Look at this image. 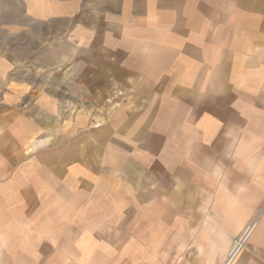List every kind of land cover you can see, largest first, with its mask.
<instances>
[{"label": "crops", "instance_id": "obj_1", "mask_svg": "<svg viewBox=\"0 0 264 264\" xmlns=\"http://www.w3.org/2000/svg\"><path fill=\"white\" fill-rule=\"evenodd\" d=\"M19 1L0 0V28L8 30L0 47V264H142L144 253L152 260L163 250L157 239L145 244L144 236H160L155 228L159 220L172 229L171 190L179 193L178 204L186 205L202 187L190 189L201 181L199 169L213 174V181L223 188L214 173L222 170L219 148L225 136H231L229 142L236 140L237 152L243 151L248 174L260 166L255 176L259 183L264 140L257 136L264 132L247 128V102H227L224 107L215 102L242 89L247 96L255 95L249 104L264 103V57L249 49L258 38L251 28L264 27V0L215 1L220 10H214L213 17L231 11L233 25L212 71L203 66L199 52L183 50L180 41L169 39L180 34L195 45L206 40L217 30L216 24L209 29L201 25L213 11L211 6L199 3L189 9L192 0H136L145 8L139 12L142 20L135 21V0ZM163 13L167 17L161 19ZM22 16L23 25L3 21ZM22 28V35L12 31ZM31 28H37L33 34L38 48L30 47ZM40 48L54 55L48 58V69H58L70 59L63 70L81 82L86 79L88 90L97 84L106 94L107 87L101 85L105 80L126 84L128 76H156L149 86L157 88L161 102H134L132 113L116 110L109 117L90 110L94 107L84 96L85 102L80 96L64 106L60 90L43 89L45 81L29 83L22 77L23 65ZM15 51L24 54L18 58ZM168 58L167 67L161 68V59ZM140 60H160V69L144 72ZM199 72L204 82L196 95L188 84ZM75 84L70 87L78 91L82 86ZM172 94L178 97L176 105ZM80 101L87 110L74 112ZM171 105L188 115L181 118L190 132L183 130L186 138L179 152L168 141L177 117ZM191 106L199 109L198 115H191ZM239 136H252L244 150ZM229 183L235 190L240 187L236 179ZM164 203L169 206L159 217L158 205ZM230 208L229 220L218 216L205 223L206 232L215 234L202 238L207 241L208 262L222 253L223 264H231L242 239L253 231L252 224L242 228L243 219L231 222L237 210ZM261 214L262 210L255 217ZM150 222L154 225L148 230ZM228 226L242 231L222 252Z\"/></svg>", "mask_w": 264, "mask_h": 264}, {"label": "rangeland", "instance_id": "obj_2", "mask_svg": "<svg viewBox=\"0 0 264 264\" xmlns=\"http://www.w3.org/2000/svg\"><path fill=\"white\" fill-rule=\"evenodd\" d=\"M13 1L15 3H21V1L19 0ZM215 1L216 0H192L191 3H188L189 9L194 8L199 3L204 4L205 7L211 6L212 8H214L213 11L209 12L211 14H209L208 17L206 16L204 19L202 18L203 20H201V25L208 27V29L214 24L217 25V30L214 31L212 35H209L208 33L206 35V40L203 39L201 40V43L195 45L190 42L189 36H180V34L178 33L177 34L179 36L176 35L172 39L171 37L169 38L170 40L180 41L182 43L183 50L195 51V53L197 54L199 52V54L203 58V62L201 63L203 64V66H206V68L211 71L212 64L215 63L220 53L224 51V41L227 40V38L229 39L230 37L227 32H231V26L233 25V22H231L229 19L231 11L224 12L225 14L222 15L219 13L214 15L213 17V14H215L214 10H220L219 7L216 6ZM131 5L132 4H128L127 6L131 7ZM167 5V3L163 4L164 7ZM147 6L149 7V4ZM132 7L134 8V18L136 19L135 21L140 20L142 18L141 13L144 10L145 5L141 1L136 2L135 0L134 5ZM166 17L167 13H163L161 19ZM249 20L250 17L246 20V23H249ZM3 21L6 23H10L11 26L14 25V22L15 25H23V16L18 19L16 18L15 20ZM262 21L264 25V16L262 18ZM219 22L222 26L221 30H218L220 26ZM251 29L254 31V37L258 38L256 39L255 47L251 48V46H249V49L253 51V54L255 56L260 54L262 57H264V27L257 28V26H255ZM22 30L23 28L18 31L12 29L13 33L18 35H22ZM139 30L141 31V29ZM30 31L32 35L30 47L38 48V40L33 34L35 31L36 33H38L37 28H31ZM7 32L8 30L5 27L0 28V47L4 46V42H6L4 41V36L7 34ZM210 38L213 39L210 40ZM259 39H261L260 43L258 42ZM34 42H36L35 45H33ZM46 50H42V48H40L37 53L33 54L30 58H28L27 61H29V63L23 65L22 77L28 79L27 81H29V83L34 81H45L46 83L44 84L45 86L43 89L56 88V90H60V95H62V102L64 106L69 103L68 101H70L71 98L77 99L81 96V101L85 102V100H88L87 102H89V104H92V107H94L92 109L90 108V110H93L94 113L100 115L106 114V116L109 117V112H111L112 115L116 110H123L126 113H132L134 111V109H132L134 106V102L138 104H143L142 102H145L147 99L148 103H150V101H153V103L160 104L161 102V94L156 92L157 88L149 86L150 83L155 82L156 76H128L130 78H128L126 84H117L114 78H111L109 82H106L105 80L104 83H102L101 85L107 87L106 92H108L106 94L105 92L100 91L101 88H97V84L95 88L91 85V90H88L86 85V79L81 82L82 78L75 77L74 74H71L69 70H63V68L71 62L70 59H68V62H64L63 65L58 69H48L49 65L52 64V62H50L48 58H52V56L54 55L51 56L49 50ZM160 52L161 51L158 50L159 56L161 55ZM13 54L15 57L19 58L24 53L19 54L17 53V51H15ZM161 60V62L160 60L155 62H151V60H140L139 68H143L142 71L144 72H147L152 69L154 70V67L159 68L157 66V63L159 62L161 68L165 66L167 67L171 58ZM261 61H264V59ZM19 63L20 62H18L17 65H19ZM70 67L72 66L70 65ZM136 71L141 72L139 70ZM35 74L37 76L36 78L34 77ZM201 74L202 73L199 72L192 75L191 82L188 84L189 88L194 90L196 95H198L197 87H200L201 83L203 85L204 82L203 75ZM198 80H200L199 85ZM73 83H76L75 85H78V87H82L78 91H75L72 87H70V85H73ZM123 85L125 86L123 87ZM71 88L73 90L72 94L70 93ZM94 91L95 93L93 94L92 92ZM75 92H77V94H74ZM83 96L85 100H82ZM228 97L229 98L226 100L218 99L215 104H221L224 107V104L227 102L231 104H243V102H245V105H247L248 103V105L246 106L247 108H243V111H247V117L245 118L246 121H249L247 128L249 129V131L254 130V132H261L262 134L264 132V103L257 105L256 102H254V104L252 105L249 104V99L254 98L255 95L254 93H248L247 96L242 89L230 91ZM81 101L78 103V107L73 110L74 112H84L85 110H87L81 108V105L85 104ZM177 101V95L172 94L173 104L176 105ZM172 107L173 110H171V112H175L176 114L174 115H176L177 117L174 119L175 122L170 129L171 131L170 136L168 137V141L170 148L173 151L179 152L183 146L182 139L186 138V136L181 135L184 133V131L190 132L187 129V125L183 124L181 118H188V115L185 117L182 115V113H178L176 111L177 107ZM191 109L192 110L190 113L192 116L193 113H195L196 115L199 114L198 108L191 106ZM136 111L138 110L136 109ZM196 127L198 129V126ZM230 137L231 136H225L223 138L222 148H219L221 151L220 166L222 170L221 172L218 171L217 173H214L216 175L217 182H219V184H222L223 188H219L217 183L213 181V174L206 173L199 169L198 174L200 175L201 181L199 185L197 183H192L190 189L193 188V186L202 187L198 189V193H195L193 196H190L188 198L186 205L178 204L179 193L175 194L173 192L174 190H171L173 196L169 198V201H172L171 205L174 220L168 222L170 224H173V227L171 229L165 221L159 220L158 226H155V228L159 230L160 236L158 235L153 238H147L144 236L145 244H148L150 242L154 243V239H157L156 243L160 246L159 250L163 251H160L155 255L153 254L152 260L150 257H146L150 256V254L144 253L142 264H223L225 255L221 258L222 253L212 258V261L210 260L211 263L210 261H207L206 256L208 254V250L205 247V245H207V241L203 240L202 238H205L206 236L212 237V235L215 234H210L209 232H206L207 230L204 229V226L205 223L207 224L209 218L218 219L219 216L220 220H229L227 214L229 213L228 211L231 209L230 207L233 206L236 208L237 211L235 213L236 217L232 219L231 222L234 223L238 222L239 219H243L242 228H244L245 226H250L252 224L253 231L248 238L246 237L244 240L242 239L240 244L241 246H239L241 248L236 254L237 256H235L231 264H263L264 175L263 177H261L258 183L256 182L255 176L257 175V173H260V166L256 170L252 171V173H247V167L243 165V151H236V140L229 142ZM239 137L243 143L242 149L244 150V148L246 147L245 141H247V139L252 136ZM257 137L260 140H264V136ZM240 140L239 144L241 143ZM115 147L116 146L113 143L112 148ZM262 147H264V145H262ZM234 179L239 181L240 186L236 190L234 188H231L230 183L228 184V182L232 183ZM226 185H229L230 187L226 188ZM175 191L180 192L178 191V189H176ZM164 200L166 201V199ZM168 206L169 205H167L166 203L158 205L160 213L159 217L165 216ZM184 210H186L185 213H182ZM261 210L262 214L256 218L255 216L258 214L259 211L261 213ZM151 224L154 225V223L151 222L146 225L148 230L151 228ZM224 231L225 237L221 242L222 252L226 251L229 248L230 241L234 239L242 230H235L233 227L228 226L226 229H224ZM171 232H173V234H171ZM200 246H204V248L200 249Z\"/></svg>", "mask_w": 264, "mask_h": 264}]
</instances>
